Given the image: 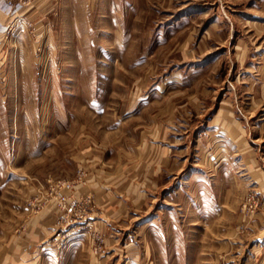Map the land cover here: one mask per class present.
I'll list each match as a JSON object with an SVG mask.
<instances>
[{"label":"rangeland","instance_id":"374dc122","mask_svg":"<svg viewBox=\"0 0 264 264\" xmlns=\"http://www.w3.org/2000/svg\"><path fill=\"white\" fill-rule=\"evenodd\" d=\"M0 264H264V0H0Z\"/></svg>","mask_w":264,"mask_h":264},{"label":"built area","instance_id":"2783aa9c","mask_svg":"<svg viewBox=\"0 0 264 264\" xmlns=\"http://www.w3.org/2000/svg\"><path fill=\"white\" fill-rule=\"evenodd\" d=\"M58 183V185L60 184V183H65V184H67L68 185V187H67V189H70L71 188V185H70V183H67V182H62V181H60V182H56V184ZM58 185H56V186H58Z\"/></svg>","mask_w":264,"mask_h":264},{"label":"crops","instance_id":"0c3cea01","mask_svg":"<svg viewBox=\"0 0 264 264\" xmlns=\"http://www.w3.org/2000/svg\"><path fill=\"white\" fill-rule=\"evenodd\" d=\"M122 172H119L118 174H116V176H118V175H120V177H121V174ZM110 174H112V173H110ZM123 178V177H122ZM121 182V181H120Z\"/></svg>","mask_w":264,"mask_h":264}]
</instances>
